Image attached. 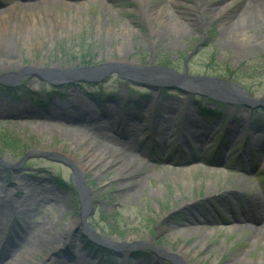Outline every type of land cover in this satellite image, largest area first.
<instances>
[{"label":"rangeland","instance_id":"374dc122","mask_svg":"<svg viewBox=\"0 0 264 264\" xmlns=\"http://www.w3.org/2000/svg\"><path fill=\"white\" fill-rule=\"evenodd\" d=\"M228 1L216 0L215 4H207L208 0H202V5L198 6L197 0H179L176 5L171 6L172 15L163 13L164 20L162 19L163 22L161 21L160 26L155 29V33L152 29L151 33L147 31V25L152 20L140 17L137 3L133 0H91L88 4H79L76 7L46 2L40 5V12L46 11V17L74 15L75 24L81 21V29L71 33L61 30L57 26L60 23L51 29V21L43 19L33 28V35L40 33L36 38L39 37L42 43L30 51L21 48L22 62L24 65H34L35 62L44 61V67L54 65L56 68L58 63L59 68H84L82 61L86 56L91 59L90 64L93 60V63H99L104 59L119 62L116 61L120 57L118 48H122L126 55L123 59L129 60L133 66L121 62L123 64L140 67L145 65V62L148 63V57H151L153 62L147 67H152L157 62L160 65L165 63L182 73L183 62L187 57L189 74L230 81L245 89L248 97L255 99L242 100L246 101L248 106L239 102L222 106L223 110L217 109L214 112H220L219 117H216L215 121L209 120L206 124L221 134L232 135V128L239 124L253 126L264 123V107H249L260 105L258 99L264 96V17L259 12L252 16L241 15L245 0H237L222 17L214 19V9L220 2L223 5ZM258 1V5L264 6V0ZM155 2L152 6L157 5L158 1ZM79 11L81 20L78 19ZM105 15L109 28L115 32H109L106 28L101 31L93 29V19L100 16L103 22H106ZM114 17H117V20L113 19ZM236 22L240 26L237 27ZM121 24H125L128 31L127 35L122 37L120 33L124 31L119 27ZM43 25L48 28L44 29ZM45 35L47 40L42 39ZM17 64L18 61H3L0 63V74L3 76L4 73L15 72ZM22 75L12 88L18 90H13L16 96H9L6 88L0 85V198L4 195L11 197L9 203L0 207V240L2 227L8 224L10 217L13 219L14 214V235L11 236V243L16 242L22 232H26L22 246L39 245L34 249V253H38L33 254L32 261L28 259L26 264H54L65 243L77 244L79 248L82 244L86 245L81 236V233L85 232L80 223L82 217L92 232L114 239L119 245L129 244L131 247V244L145 243V240L156 235L153 241L161 248L172 252H178L180 248L188 249V264H264V235L259 234L258 228L252 222L256 215L252 213L250 217L245 216L243 198L247 197L241 198L232 190H242L264 199V159L259 163L260 166H257V162L247 164L243 160L239 166L236 163L237 157L232 159L231 155L224 157L219 170L210 171L205 169L207 166L192 165V162H216L215 158L207 153L217 149L214 141L210 146L200 145L201 148H206V153L197 151L190 154L186 151V146H179V141L169 138L180 131V120L183 116L196 117V96L181 94L176 89L169 90L165 87L150 89L147 96L139 90L131 89L133 85L136 86L134 82L118 79L116 76H110L105 84L93 89L85 82L72 87L65 82L52 88V85L39 81V76L43 77L44 74ZM144 81L152 84L147 79ZM89 92L94 94L91 96ZM71 93H75L77 98L84 97L81 100L90 103L91 107L105 106L118 120L140 113L144 108L159 109L163 100H176L179 106V112L175 116L176 125L166 138L169 146H162V150H158L157 146L151 143L146 149L144 141L149 132L146 130L139 150L130 152L129 149L136 148L137 145L131 144L133 131L125 129L129 138L125 135V140L119 141L126 149L116 151V155L124 154L123 158L118 161L116 156H105L103 160L111 161L107 167L103 165L105 161L90 164L91 168L81 177L89 191V204L82 200L85 206L79 198L75 180L72 178L74 172L68 165L74 168L76 166L61 153L88 160L89 155L82 154L87 150L88 144L101 146L109 141L102 134L93 132L89 126L78 121L72 123L66 119L61 121L48 117V114L60 108L66 111L70 109V104L78 105L75 101L67 103L69 98L73 97L68 96ZM66 94L68 100L57 98V95L62 97ZM45 98L48 102L46 104L43 103ZM205 102L214 106L215 101ZM6 106H17L20 109L4 112ZM27 108L31 114L25 113ZM8 110L6 108V111ZM20 113L23 114L18 115ZM233 121L235 123H232ZM204 122L203 120L201 123ZM244 128L245 133L252 131V134L260 136L254 130H247L245 125ZM246 140L245 136L241 137L236 146ZM259 146L261 149L258 156L262 158L264 140L256 144L252 142L248 149H258ZM19 149H22L23 154H18ZM130 156L133 161L128 158ZM128 162L129 164L124 165ZM120 165L124 167L122 175L128 177L126 184L134 182V187L119 190L121 182L113 175L118 172ZM241 167L246 171H241ZM127 169L133 172L126 171ZM27 182L33 186L40 185V182L45 183L52 192H49L51 196L36 200L31 206H28L26 201L24 205L29 216L24 217V213H16L14 200L22 198L24 190L19 188ZM216 194L219 196L213 197ZM202 199L208 200L213 206L225 205L223 203L229 201L233 208L231 213L229 210H223L224 213H221L220 217L210 209L207 218L211 219V223L218 224L212 225L211 230L206 233L191 228L187 230V234L178 238L170 236L167 233L168 228L173 229L177 223H181L175 216L170 217L172 212ZM199 206L201 211L203 206L210 208L205 202H201ZM194 213L195 211H192V214ZM2 216L7 219L5 222H1ZM33 231L34 238L30 239ZM86 235L88 236V233ZM129 247L125 251L126 254L131 251ZM111 251L112 261L120 264L121 255L116 249ZM82 252L84 253L83 250ZM97 259L104 262L105 258L97 256ZM152 260L157 258L152 256L149 261Z\"/></svg>","mask_w":264,"mask_h":264},{"label":"bare ground","instance_id":"6f19581e","mask_svg":"<svg viewBox=\"0 0 264 264\" xmlns=\"http://www.w3.org/2000/svg\"><path fill=\"white\" fill-rule=\"evenodd\" d=\"M44 1L45 0H41V2L39 4H37V3L18 4L15 1H12L7 7L0 10V63H2L3 61H10V62L18 61V64L15 66L16 71L4 73L5 76L14 75V77H16V76H19L18 74H21V73L27 71V69H30V71L43 69L44 61L35 62V64L32 66H28V67L24 66V64L22 62V56L23 55H22V51L20 50L21 48H25V49H28L30 51V49H32L33 47L41 45L42 42L39 39V37L36 38V36H40V33H38L37 35L34 34L35 35L34 36L33 35V28L35 27V25H39L43 19H48L51 21L50 22L52 24V25H50L51 29H54V26L57 23H60L57 26H59L61 30H67L68 32H71V33H75L79 29H81V26H82L80 23L81 21H79L77 24H75V21L73 20L75 17L74 15H71L70 17L58 15L57 18H56V16L53 17V15H51L52 18L46 17V11L40 12V4L42 5V4L46 3ZM236 1L237 0H229L228 2L224 3L223 5H221L222 3L220 2L219 6H217V8L214 9L213 18L215 19V18H218L220 16L222 17L228 11V9L231 8V6ZM137 2H138V4H141V7H142L141 9H142V13H143L142 15H143L144 19L148 20V18L149 19L153 18L154 20L159 19L160 21L163 22L164 14L162 11H159V12L154 11L153 8H151L148 3L144 2V0H137ZM215 3H216V0H208V2H207V4H215ZM61 4L64 5V3H61ZM258 4H259L258 0H247V1L245 0L244 6L241 9V11H242L241 15L248 14V16H252V15L256 14L257 12H259L264 17V6H260ZM175 5H176V2H175ZM68 6H70V5H68ZM163 9L167 12L168 16L172 15L170 13H173V12L168 7V4H165ZM34 11H36L37 13ZM80 12L81 11H79V15L77 13L79 20H81V18H82L80 15ZM97 17L98 18L93 19V21H94L93 22V25H94L93 29L101 31V29L106 28L107 31H109V32H115L112 30L111 27L109 28V23L107 21L106 15H105V21L106 22H103V20H102V18H100V16H97ZM113 19L117 20V17H114ZM236 25L238 27V25H239L238 22H236ZM119 27H121V29L124 31V33H120V36L127 35L128 31H127L126 25L121 24ZM43 28L46 29V28H48V26L43 25ZM109 34H106V35L109 37L110 36ZM42 39L47 40L46 35L43 36ZM118 52H120V57L118 60H120V62H127L126 61L127 59H123V57H125L126 55H125V52H122V48H118ZM52 66H54V65H52ZM55 67L59 68L60 65L57 63V65H55ZM147 70H150V69L147 68ZM69 72H71V71H68L67 73H69ZM0 75H2V74H0ZM145 77H147L149 79V81L151 80V82H155V84H158L159 80L162 81L164 79L163 74L157 70H152V71L146 72ZM178 81H180V80H178ZM182 81H180V83ZM183 82H184L183 83L184 89L183 88L182 89L184 91L187 92V91H191L192 89H195L194 86L196 84L193 83L192 81L185 79ZM205 86H207V85H205ZM74 92H76V91H74ZM70 95H72L75 98H73V97H70V98L65 97V98L67 100L69 98L70 102H72V101L78 102V105L70 104L69 105L70 109H67L66 111L63 108H60V110L58 109L54 113L48 114L49 118H52L53 120H61V121H64L66 119L68 122H69V120H71V121L79 120V121H81V124L89 126L90 129L93 130V132L98 133V134L103 129L108 130V131L112 130V128L114 127V125L116 123V119H115V116L111 110H109V109L101 110V108L99 109L98 107H95L93 105H92L93 107H91L90 103H86V101L81 100L84 97L77 98L75 93H71L68 96H70ZM57 107H61V106L57 105ZM6 108H8L9 110L6 111ZM6 108H5V110H3L4 112H10L12 110L17 111L20 109L17 106L16 107L6 106ZM178 112H179V106H178V103L176 102V100H164L160 104L159 109H154L153 113H151V110L149 108H145L141 113L136 114L135 116H133V115L124 116L120 120L119 123H120V127L124 126L125 128L133 129L136 132H140V133L145 128L144 126L149 123L150 124L149 128H151L153 131L161 132L162 134H164L163 132H165V134L162 135L165 137V136H167L166 133L172 131L173 124L175 122V116ZM25 113L31 114L29 109ZM22 114L23 113H20L18 115H22ZM146 120L148 121L147 123H145ZM242 126H240L239 130L243 129ZM200 128L205 129L202 124H200ZM204 131L206 132V129ZM204 131L202 130L201 132L204 136H206ZM140 133H135V135H138ZM87 136H88V134H87ZM116 136L117 135H113L110 133L105 134V137L108 140H110L114 143L117 142L119 144V141H118L119 138H117ZM135 141H138V140L135 139ZM138 143H139V141H138ZM86 149L87 150H85V153H82V154H83V156L89 155L88 160L76 159V157L73 156L72 154L71 155H65L64 153H61L62 156L64 155L63 156L64 158L69 159L71 162H73L75 164V166L77 168V173H78L77 177L79 179L84 174L87 173L88 169L91 168L90 164H96V163H99L101 161H105V163L103 162V165H105V167H107L108 165H110L111 161L103 160L105 156H108L110 158H112L113 156H116L117 160L120 161L123 158L122 155H124V154L116 155L117 154L116 151H119V149H114V147H110V145L97 146L94 143H92V145L88 144ZM111 150H115V151H111ZM131 151L132 150H130V152ZM128 158L131 159V161H133V157L130 156ZM134 159H136V158H134ZM131 161H130V163H131ZM127 164H129V162L124 164V165H127ZM120 166H119L118 172L116 171L115 174L113 175V176H117L118 180L121 182V185H119V190H126V189H129V187H131V188L134 187L136 185V183H134V182L126 184V182L128 181V177H125V175H122L123 171H124L123 170L124 167H122V165H120ZM210 169H212V168H209L208 170H210ZM126 171H130L131 173L133 172V170L131 171L128 169ZM82 182H84V181L83 180L77 181L78 187L80 189V197L82 199H84V201L87 203V201H89V191L86 187L82 186ZM19 189L24 190V193L22 192L24 195L22 194L21 199H17V200L12 199V201L14 200V205L16 206L17 213L18 214L24 213V217L29 216L28 213H26V207L24 205L26 203V201L28 202V206H31L32 204L35 203L36 200L51 196V193H49V192H52L51 188L47 184L41 183V182H40V185H38V186L30 185L27 182ZM10 198L11 197L8 195L2 196V198H0V199H2L0 201V204L3 206L6 205L7 203H9L11 201ZM248 209H249V211L254 210V211H257L259 214L264 215V200L261 197H255L254 195H250V199L248 201ZM260 219H261V222H264V217H260ZM185 221H187V223H194L195 224L197 221H199V218L198 217L186 218ZM80 222H81V226L83 227V218L80 220ZM168 231H169L168 234L172 237H175V238L178 236H183V235L187 234V230L185 228L173 227V229H172V227H171V229L169 228ZM258 232H259V234L261 233L262 235H264V229H260V231L258 229ZM98 240L104 241L108 245L109 244L110 245L115 244L114 239L100 237ZM16 246H21V244L18 242L16 244ZM38 246L23 247L21 249V251L19 252V256L16 257V259L14 261H11V262L8 260H6V261L10 262L8 264H16L17 261L19 260L18 262H20V264L21 263L25 264V260L27 258H29L30 255H32L34 253V249H36ZM187 252H188V249H183V248H180V250L178 251V254L182 257V260L185 261L186 264H188V262H187L188 255H186ZM139 263H142V262L138 261V262L131 263V264H139ZM74 264H89V261L87 259H84V260L78 259ZM126 264H128V263H126ZM235 264H239V263L236 262Z\"/></svg>","mask_w":264,"mask_h":264},{"label":"water","instance_id":"95a60500","mask_svg":"<svg viewBox=\"0 0 264 264\" xmlns=\"http://www.w3.org/2000/svg\"><path fill=\"white\" fill-rule=\"evenodd\" d=\"M150 69V70H147ZM125 66H119L117 64H101L98 66L91 67L89 69H80L78 72H60V71H55L56 73H59L62 76L65 75H71V74H76V78H71L70 80L64 81V82H71L77 80H83V79H93L89 81L93 82H98L99 79L106 77L109 73H117L121 77H127L133 81L138 82L139 84L142 83L143 86L147 87H166V88H172V87H177L181 92L186 93L188 95L192 93H196L199 95H205L210 98H214L223 102L230 101V100H254L249 98L247 95L245 96L244 92L239 89L237 85L230 81H225L223 79L219 78H211V77H203V76H194V75H188L186 70L183 71V73H177L176 71H173L171 69L165 68V67H141V68H134L133 70H130L131 72H126L124 71ZM152 70H157L160 71L163 74V80H159L158 84H155V82H150L148 83L147 81H144L149 79L145 77L146 72L152 71ZM30 71V69H28ZM123 71L128 73V76L123 74ZM46 72V70L44 71ZM54 72V71H52ZM50 70L48 73H52ZM149 74V73H148ZM124 75V76H122ZM92 77V78H90ZM187 79L189 81H192L196 85L194 86L195 89H192L191 91H184L183 87V81ZM182 81L180 83V81ZM49 83L52 84H60L61 82L63 83L62 80L56 81V80H48ZM0 84L7 85L6 80H0ZM209 84V85H208ZM207 85V86H205ZM183 88V89H182ZM261 100L259 103L261 106H264L262 102H264V98L259 99ZM241 101L240 103H242ZM246 104V103H243ZM250 107L252 106H259L258 104L254 105H249Z\"/></svg>","mask_w":264,"mask_h":264},{"label":"trees","instance_id":"16d2710c","mask_svg":"<svg viewBox=\"0 0 264 264\" xmlns=\"http://www.w3.org/2000/svg\"><path fill=\"white\" fill-rule=\"evenodd\" d=\"M17 148H19L18 146H15ZM18 154H22V149H19V153Z\"/></svg>","mask_w":264,"mask_h":264}]
</instances>
